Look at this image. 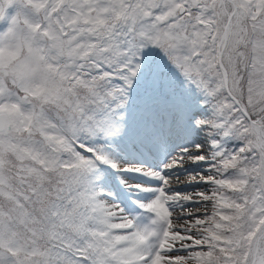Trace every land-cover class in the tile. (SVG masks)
<instances>
[{"label": "snow or ice", "instance_id": "6c2138e0", "mask_svg": "<svg viewBox=\"0 0 264 264\" xmlns=\"http://www.w3.org/2000/svg\"><path fill=\"white\" fill-rule=\"evenodd\" d=\"M0 264H264V0H0Z\"/></svg>", "mask_w": 264, "mask_h": 264}]
</instances>
